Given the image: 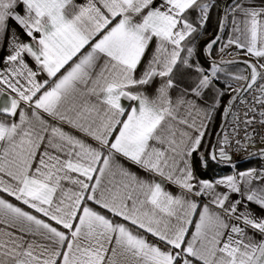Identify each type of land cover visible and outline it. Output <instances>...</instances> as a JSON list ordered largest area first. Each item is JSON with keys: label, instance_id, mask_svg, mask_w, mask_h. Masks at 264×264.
<instances>
[{"label": "snow or ice", "instance_id": "1", "mask_svg": "<svg viewBox=\"0 0 264 264\" xmlns=\"http://www.w3.org/2000/svg\"><path fill=\"white\" fill-rule=\"evenodd\" d=\"M217 7L0 0V264H264V168L192 163L231 164L241 124L264 127V0L225 3L201 48Z\"/></svg>", "mask_w": 264, "mask_h": 264}, {"label": "trees", "instance_id": "2", "mask_svg": "<svg viewBox=\"0 0 264 264\" xmlns=\"http://www.w3.org/2000/svg\"><path fill=\"white\" fill-rule=\"evenodd\" d=\"M230 2H231V0H217L218 7L213 8L211 10V12L209 14V19H208V21L205 25V28H204V35L203 36H207V38H205L203 40L202 39L203 36H202L199 39V44H200L201 48H203V46L208 41H210L211 39H213L215 37V35H217V33L219 31V21H220L221 15H222V7L225 3H230ZM206 60H207L206 56L201 57V62L205 63V66H207ZM184 83H186V81H184ZM217 87H219V85H217ZM225 97H226V95L223 97L221 108L223 106ZM208 102L211 103V98H208ZM221 108H220V110H218L214 114V119H213L212 123L209 125V129H211V128L215 129L218 126V124L220 122ZM207 157H208V155L206 154L205 158H207ZM193 162H194L196 174L202 179L215 180L218 177H220V176H222V175H224L230 171L228 166L220 167L211 159H207V167H204L202 165L201 159L199 158L197 153L193 154ZM244 163L246 165H243V164L238 165V168L259 167V164L252 165L249 161L244 162Z\"/></svg>", "mask_w": 264, "mask_h": 264}, {"label": "built area", "instance_id": "3", "mask_svg": "<svg viewBox=\"0 0 264 264\" xmlns=\"http://www.w3.org/2000/svg\"><path fill=\"white\" fill-rule=\"evenodd\" d=\"M250 100L251 97H248ZM235 110L239 111L241 114V118H243V111L245 110V105L244 104H236L235 105ZM228 128V131L231 132V127L229 125H225ZM253 129L255 130L254 134V141H247L245 140V132H244V126L241 124L240 130H239V135L236 137L237 139H240L242 143L246 144V149L241 148L237 150V146L235 145V141H233L232 148L229 149L230 155H231V164H227L224 162L217 163L215 162L218 166L224 167V166H231V165H236L238 163H243V162H248L252 160H258L263 158L260 154V150L264 149V139H261V137H264V127H262L259 123L253 124L249 129V133L253 132ZM220 131V128L217 132ZM217 136L215 135L213 144L216 142Z\"/></svg>", "mask_w": 264, "mask_h": 264}, {"label": "crops", "instance_id": "4", "mask_svg": "<svg viewBox=\"0 0 264 264\" xmlns=\"http://www.w3.org/2000/svg\"><path fill=\"white\" fill-rule=\"evenodd\" d=\"M257 2H258V0H257ZM226 36H227V31H226V33H225V38H226ZM215 53H216V54H215ZM214 54H215L216 59H218L219 56L225 57L226 59H230V60H231V59H235V61L237 60L238 62H240V63H238V64L244 66V68L246 67V66L242 63V61L248 59V57L243 56L242 54H237V50H236L235 48H230V49L225 50L224 53H220V52H219V48L217 47L216 51H214ZM206 58H207V57H206ZM230 60H229V61H230ZM222 112H223V106H222L221 111H220V122H219L218 126H217L215 129L211 128L210 131H209V134L206 136V148H205V149H202V150L204 151V154H208V149L210 148V145L213 144L214 137H215L217 131H218L219 128H220V125H221V122H222ZM198 156H199V154H198ZM199 158H200V156H199ZM192 163H193V167H194L193 159H192ZM249 168H255V169H261V168H264V161H262V162L259 164V167H245V168H238V167H235V169H230V171H229L228 173H226V174H224V175H222V176H220V177H224V176H227V175H231V174H233L234 172L245 171V170H247V169H249ZM194 169H195V167H194ZM195 171H196V170H195ZM220 177H218V178H220ZM201 179H202V178H201ZM250 208H252L253 211H254L257 215H264V213H262L261 210H260L258 207L254 206V205H250Z\"/></svg>", "mask_w": 264, "mask_h": 264}, {"label": "rangeland", "instance_id": "5", "mask_svg": "<svg viewBox=\"0 0 264 264\" xmlns=\"http://www.w3.org/2000/svg\"><path fill=\"white\" fill-rule=\"evenodd\" d=\"M205 38H207V36H203L202 37V39L204 40ZM216 49H217V47L214 49V51H216ZM216 54V53H215ZM214 54V55H215ZM224 60V61H229L230 59H226L225 57H222V56H219L218 57V59L217 60ZM230 61H235V59H231ZM237 61V60H236ZM228 68H229V71H232V72H236V71H238V70H240V69H243L244 68V66H242V65H240V64H238V63H236V64H232V65H230V66H228ZM234 83V86H239V83H241V82H233ZM218 85H219V87L220 88H223L224 90H225V92L227 93V88L225 87V84H224V77L223 76H221V80H220V82L218 83ZM229 98H230V96L229 95H227L226 94V97L224 98V103H223V105L224 104H226L227 103V101L229 100ZM204 155H206V154H204ZM208 155V154H207ZM262 161H264V157L263 158H261V159H258V160H252V161H249L252 165H257V164H260ZM249 163V164H250ZM241 164H243V165H246L244 162L243 163H238V164H236L235 166L234 165H231V166H229V169H235V167H238V165H241Z\"/></svg>", "mask_w": 264, "mask_h": 264}]
</instances>
